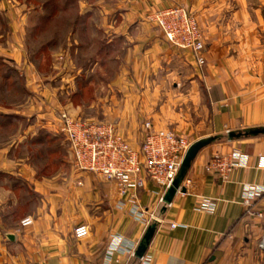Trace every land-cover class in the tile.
Here are the masks:
<instances>
[{"label": "crops", "instance_id": "crops-1", "mask_svg": "<svg viewBox=\"0 0 264 264\" xmlns=\"http://www.w3.org/2000/svg\"><path fill=\"white\" fill-rule=\"evenodd\" d=\"M84 1L82 26L96 28L102 38L96 56L118 62L123 96L114 122L124 138L140 146L139 118L190 145L220 138L197 151L181 182L185 190L176 191L169 204L160 201L165 191L145 179L136 200L121 207L114 183L76 171L61 157L67 145L53 114L68 104L49 95L29 64L19 37L26 10L0 4V22L9 29L0 46V62L10 70L4 79L20 77L25 92L40 93L47 102L34 98L33 109L7 118L8 124L26 122L0 144V264H141L135 251L151 224L155 229L143 253L148 264H264V198L251 202V211L261 216L245 214L243 204L248 188L264 186V0ZM171 5L186 8L203 33L200 68L146 18ZM93 15L99 17L95 25ZM15 19H21L16 29ZM78 70L72 78L82 77ZM246 130L261 132L226 137ZM229 153L237 154V165L226 180L205 170L211 157ZM202 201L209 207L197 209ZM26 216L32 224L22 227ZM79 223L89 229L82 240L73 237Z\"/></svg>", "mask_w": 264, "mask_h": 264}, {"label": "rangeland", "instance_id": "rangeland-1", "mask_svg": "<svg viewBox=\"0 0 264 264\" xmlns=\"http://www.w3.org/2000/svg\"><path fill=\"white\" fill-rule=\"evenodd\" d=\"M94 2L96 3L97 0ZM8 3L18 7L19 11L26 10L28 14L23 35L21 33L19 37L31 68L36 69L43 78L42 86L47 88L49 95L54 94L59 102L74 105L70 110L68 105L67 107L63 105L64 108L60 111L78 119L111 122L117 126L114 117L123 96V92L117 90L118 62L117 59L108 61L106 58L101 59L96 56L102 46V38L96 28H91L87 24L88 29L82 26L85 1L0 0L3 6ZM90 19L92 25L99 22L98 16L93 15ZM20 21L21 19L13 21L15 29L19 27ZM5 24L0 22V46L5 43L9 34L8 26L6 27ZM3 65L0 62V144L11 140L13 135L22 132L25 126L24 118L17 124L11 122L8 124L10 120L6 116L9 117L11 115L9 113L20 115L23 109H33L34 98L40 103L41 99L45 101V96L40 93L25 92L24 82L20 77L15 75L10 80L4 79L3 74L9 70V67ZM77 68L82 77L72 78ZM88 81L91 84H87ZM58 112H54V119ZM141 119L143 118H139L137 122L144 127L149 120ZM140 120L142 122H139ZM44 150L41 149L43 155H45ZM64 151L66 155H60L66 157L70 164L67 146ZM35 152H37L36 148Z\"/></svg>", "mask_w": 264, "mask_h": 264}, {"label": "built area", "instance_id": "built-area-1", "mask_svg": "<svg viewBox=\"0 0 264 264\" xmlns=\"http://www.w3.org/2000/svg\"><path fill=\"white\" fill-rule=\"evenodd\" d=\"M146 18L172 47L192 54L197 67L204 65V36L194 16L186 8L178 5L162 7L149 11ZM55 120V129L68 147L73 169L114 183L121 197V207L136 200L137 191L143 187L145 179L165 191L190 146L187 138L170 130L155 129L149 121L144 125L142 143L135 148L114 123L82 120L64 111H59ZM236 157V153L215 155L209 159L205 170L226 180L237 165ZM260 197L264 198V186L247 189L243 197L245 214L262 215L261 211H251V202ZM160 201L162 202L161 199ZM207 207L208 201L197 205V209ZM134 213L142 217L144 211L135 206ZM153 220L156 218L153 217ZM31 224L32 218L29 216L20 221L22 227ZM171 226L174 227V224ZM88 233L85 223H79L73 229L76 240L86 238ZM133 251L134 249L130 250L131 254ZM140 261L141 264H148V258L143 255Z\"/></svg>", "mask_w": 264, "mask_h": 264}, {"label": "water", "instance_id": "water-1", "mask_svg": "<svg viewBox=\"0 0 264 264\" xmlns=\"http://www.w3.org/2000/svg\"><path fill=\"white\" fill-rule=\"evenodd\" d=\"M261 131L260 130H246V131H243V132H233V131H230V132H227V135L226 137L231 140L233 138H237V137H240L242 135H249V134H257V133H260ZM220 138V136H213V137H207V138H202V139H199L195 142H193L189 148L187 149L182 161H181V164L177 170V173L173 179V181L171 182V184L168 186V188L165 190L164 192V195L162 197V202L164 203V205H167L171 202L174 194L176 193V191L178 190H181V191H184L185 189L183 187H180L181 186V182L187 172V169L192 161V159L194 158V156L196 155L197 151L215 141L216 139ZM154 229H155V224H151L149 225V227L146 229L136 251H135V256L137 258H141L145 249H146V246L154 232Z\"/></svg>", "mask_w": 264, "mask_h": 264}, {"label": "trees", "instance_id": "trees-1", "mask_svg": "<svg viewBox=\"0 0 264 264\" xmlns=\"http://www.w3.org/2000/svg\"><path fill=\"white\" fill-rule=\"evenodd\" d=\"M9 117H11V115H9ZM6 118H8V117L6 116ZM6 118H5V119H6Z\"/></svg>", "mask_w": 264, "mask_h": 264}]
</instances>
